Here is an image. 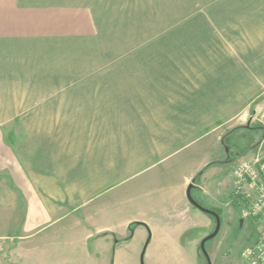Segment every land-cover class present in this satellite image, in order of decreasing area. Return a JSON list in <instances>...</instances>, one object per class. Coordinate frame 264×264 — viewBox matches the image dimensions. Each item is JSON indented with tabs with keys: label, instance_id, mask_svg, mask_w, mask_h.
Here are the masks:
<instances>
[{
	"label": "crops",
	"instance_id": "0c3cea01",
	"mask_svg": "<svg viewBox=\"0 0 264 264\" xmlns=\"http://www.w3.org/2000/svg\"><path fill=\"white\" fill-rule=\"evenodd\" d=\"M262 84L264 0H0V264H108L104 245L146 222H110L108 194L197 155L200 132ZM206 163L160 188L165 216L147 224L181 250L211 228L190 183L236 206L232 189L213 197L220 167L194 182Z\"/></svg>",
	"mask_w": 264,
	"mask_h": 264
},
{
	"label": "rangeland",
	"instance_id": "374dc122",
	"mask_svg": "<svg viewBox=\"0 0 264 264\" xmlns=\"http://www.w3.org/2000/svg\"><path fill=\"white\" fill-rule=\"evenodd\" d=\"M261 86V92L264 93V84ZM263 99L264 95H253L227 116L205 127L204 131L200 132L204 135L196 145L198 156L192 154V150L188 149L187 152H183L175 158L154 163L155 165L152 164V167L135 176H125L129 178L118 187V190L114 188L116 191L113 189L114 192L108 194L110 222L117 224L126 220L131 223L140 222L142 219L146 220L143 222L144 226H137L136 229H133L131 238H128L129 232H126V240H123L118 252L113 248L115 240L110 241L108 246L104 245L103 248H107L108 264H113L115 260L121 264H206L201 251H195L193 245L188 246L185 250L175 248L174 242L180 238L175 237L173 233L156 232L153 234L147 224L165 216L158 207L159 203L164 200V196L159 191L160 188H172L178 184L181 176L193 168L194 161L203 159L205 163L207 162L205 165L215 160L219 162L217 164L220 166H216L220 167L219 173L214 172L207 176V182L209 185L211 184L214 192L213 197H215L220 195L219 190L222 188L232 189L233 170L238 162L251 160L257 152L264 157V129H259L258 133L253 131L252 139L254 138L255 142L242 155H238V152L235 151H232L231 156L227 155L220 143L221 138L235 127L262 126L264 128V102L261 103ZM245 103L247 105L243 107ZM259 138H262V142H258ZM245 140L237 139L233 143L243 147ZM200 150L201 153H199ZM203 156L204 158H201ZM115 203H117V208L113 210ZM199 203L206 209L216 210L222 222L216 237L205 244L211 264H245L240 258V252L245 245L254 242L257 238L260 230L259 220L254 219L252 222H247L246 227L241 229L238 228V220L242 218L238 216V206L234 207L231 204L233 208L227 210L224 209L223 203L222 205L217 204V206L210 201H199ZM190 207L199 216L211 220L210 234L215 226L212 218L195 207ZM199 235L201 234H198V239L195 242L197 247L202 238ZM68 257L72 259L73 256L68 255Z\"/></svg>",
	"mask_w": 264,
	"mask_h": 264
},
{
	"label": "built area",
	"instance_id": "2783aa9c",
	"mask_svg": "<svg viewBox=\"0 0 264 264\" xmlns=\"http://www.w3.org/2000/svg\"><path fill=\"white\" fill-rule=\"evenodd\" d=\"M233 177L232 193L241 221L260 222L257 238L241 249L240 258L245 264H264V157L257 152L251 160L238 162Z\"/></svg>",
	"mask_w": 264,
	"mask_h": 264
},
{
	"label": "trees",
	"instance_id": "16d2710c",
	"mask_svg": "<svg viewBox=\"0 0 264 264\" xmlns=\"http://www.w3.org/2000/svg\"><path fill=\"white\" fill-rule=\"evenodd\" d=\"M259 129H264L262 126H259V127H247V126H241V127H235L233 128L232 130H230L229 132H227V134L221 138L220 140V143L223 145V148H224V151L227 153V155L231 156V154H233L232 151H235V152H238V155H242V154H245L253 145V143L255 142L254 141V138L252 139V135H253V131H256L258 133ZM237 139H246L245 140V145L243 147H240L238 146L237 144L235 145L233 142H235ZM258 142H262V138H259V141ZM228 143V144H227ZM236 159V157H235ZM216 162V163H215ZM219 162H217L216 160L215 161H212V162H209L197 175V177L194 178V182L198 181V178L202 175V173L207 169V168H210V167H216V166H220L218 165ZM193 189L194 187L191 189V196L193 197V199L199 204V201H197L194 196H193ZM202 206V205H201ZM236 206L237 203H236ZM203 207V206H202ZM205 208V207H204ZM209 210H212L214 212L217 213L216 210L214 209H209ZM218 214V213H217ZM219 215V214H218ZM213 220V222L215 223L214 221V218L212 216H210ZM220 217V215H219ZM220 221H221V217H220ZM222 223V222H221ZM138 225H141L139 223H132L129 225V228H128V232H129V237L128 238H131L132 236V232H133V229L134 227L138 226ZM221 226V225H220ZM214 230V228H213ZM213 232V231H212ZM211 232V233H212ZM126 240V239H125ZM208 242V241H207Z\"/></svg>",
	"mask_w": 264,
	"mask_h": 264
},
{
	"label": "water",
	"instance_id": "95a60500",
	"mask_svg": "<svg viewBox=\"0 0 264 264\" xmlns=\"http://www.w3.org/2000/svg\"><path fill=\"white\" fill-rule=\"evenodd\" d=\"M192 188H193V184L190 183L187 187V190H186V198H187V201L189 202V204H191L192 206H194L195 208H197L201 212H203L209 216H212L214 218V221H215V226H214L213 232L208 234L204 238H202L200 241V244H199L200 251L206 260V264H211L209 256L207 255V252L205 250V243L207 241L213 239L214 237H216V235L218 234V232L220 230L221 221H220L219 215L216 212L202 207L193 199V197L191 196V189ZM240 222H241V220H240Z\"/></svg>",
	"mask_w": 264,
	"mask_h": 264
}]
</instances>
